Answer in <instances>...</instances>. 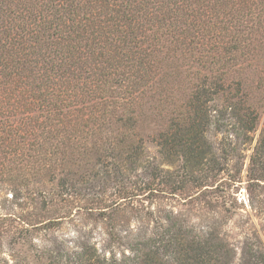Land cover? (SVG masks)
Returning <instances> with one entry per match:
<instances>
[{
	"label": "trees",
	"instance_id": "trees-1",
	"mask_svg": "<svg viewBox=\"0 0 264 264\" xmlns=\"http://www.w3.org/2000/svg\"><path fill=\"white\" fill-rule=\"evenodd\" d=\"M263 115L264 0H0V195L27 211L0 215L2 262L264 264L261 240L237 259L216 222L152 211L226 197L235 215L245 180L264 216ZM138 205L158 230L121 237ZM82 213L122 258L37 244Z\"/></svg>",
	"mask_w": 264,
	"mask_h": 264
},
{
	"label": "rangeland",
	"instance_id": "rangeland-1",
	"mask_svg": "<svg viewBox=\"0 0 264 264\" xmlns=\"http://www.w3.org/2000/svg\"><path fill=\"white\" fill-rule=\"evenodd\" d=\"M264 122V115L261 120V125ZM146 158L153 162L156 157V150L152 144L146 146ZM244 165L245 171L248 167V155ZM158 159V158H157ZM246 183L237 185L236 189L232 191L237 193L239 204H243V209L239 210L235 215H227L224 210L230 208L231 201L226 197L219 200L221 208L216 211H211V206L203 204L200 200L193 201H180L178 199L168 198L166 200H158L153 206L155 215H165L160 211H174L175 214L182 215L184 218L189 219L191 223L198 227L211 231V223L216 222L221 239L225 241L231 248L237 252V259L242 257L244 248L247 246H255L261 240L264 243V216L251 210L249 206L248 194L246 190ZM209 196L207 200L211 202V188L207 192ZM9 198L12 194H8ZM5 197L0 195V215L15 213L16 215H26L25 208L21 209L17 205L6 202ZM212 202H214L212 200ZM225 205V209L222 206ZM147 206V205H146ZM137 214L135 212L126 213L127 216L118 217L117 232L121 237L133 238L144 230L151 234L152 231H157L160 222L154 221L147 210L141 205L137 206ZM120 215H124L120 213ZM136 215H147L143 220L139 219ZM37 244L45 243L47 240H57L59 243H64L69 249H78L80 245H88L94 247L97 253L101 256L112 257L115 255L117 258H122L123 248H120L110 242L109 228L102 220L94 219L85 214L75 215L71 220H67L64 224L55 231L50 233H39ZM47 243V242H46ZM256 247V246H255ZM129 254V252H126ZM40 255V254H39ZM4 258L0 256V264ZM9 264H14L10 260Z\"/></svg>",
	"mask_w": 264,
	"mask_h": 264
}]
</instances>
